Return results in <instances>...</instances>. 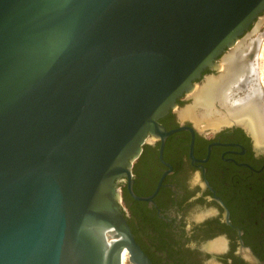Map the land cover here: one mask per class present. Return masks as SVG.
<instances>
[{
  "label": "water",
  "instance_id": "obj_1",
  "mask_svg": "<svg viewBox=\"0 0 264 264\" xmlns=\"http://www.w3.org/2000/svg\"><path fill=\"white\" fill-rule=\"evenodd\" d=\"M263 14L264 0H0V264L124 250L152 264L119 184L149 200L132 192L143 145Z\"/></svg>",
  "mask_w": 264,
  "mask_h": 264
},
{
  "label": "flooded vegetation",
  "instance_id": "obj_2",
  "mask_svg": "<svg viewBox=\"0 0 264 264\" xmlns=\"http://www.w3.org/2000/svg\"><path fill=\"white\" fill-rule=\"evenodd\" d=\"M158 123L170 134L149 136L132 166V192L149 200L119 184L121 210L151 263L264 264V145L245 125L201 129L176 112Z\"/></svg>",
  "mask_w": 264,
  "mask_h": 264
},
{
  "label": "bare ground",
  "instance_id": "obj_3",
  "mask_svg": "<svg viewBox=\"0 0 264 264\" xmlns=\"http://www.w3.org/2000/svg\"><path fill=\"white\" fill-rule=\"evenodd\" d=\"M260 25L261 22L256 29ZM248 33L246 38L240 40L232 51L228 52L222 59L219 66L222 71L221 74L214 78L207 77L204 84L195 86L190 95L193 104L179 110L178 116L181 119L192 120L199 125L198 127L201 125V129L209 127L217 130L221 126L232 123L245 125L253 131L258 144L264 145V107L261 104L264 93L259 90L261 87L257 83L251 90L248 86L249 91L245 89L247 91L246 93L243 91L245 93L243 97L236 94L241 85L252 84V81H249V75L257 67V62L253 61L257 58H255V52H258L255 46L256 42H248L247 39L250 37V33ZM251 52L253 53L251 54ZM239 93L241 92L239 91ZM219 247L221 246L216 245L212 249L219 250ZM122 264H128V256L125 250L122 254Z\"/></svg>",
  "mask_w": 264,
  "mask_h": 264
},
{
  "label": "rangeland",
  "instance_id": "obj_4",
  "mask_svg": "<svg viewBox=\"0 0 264 264\" xmlns=\"http://www.w3.org/2000/svg\"><path fill=\"white\" fill-rule=\"evenodd\" d=\"M262 20V21H261ZM261 22V25H260V27H258V29H256V27H257V25L259 24ZM255 31V32H254ZM250 37L247 39L248 40V42H253L254 41V43L256 42V44H255V46L257 47V50H258V52L256 51L255 52V58H256V60H253L254 62L256 61L257 63H256V66L257 67H255L253 70H255L254 72H252V74L250 73V75H249V81H252V84L251 83H248V84H250V85H247V83L245 84V86H243V85H241V87L240 88H238L237 89V95H239L240 97H243L244 96V94L246 93V91L248 90L249 91V89L251 90V88L254 86V85H257V83H258V85L262 88H259V90L262 92V93H264V14L260 17V21H256V23L251 27V29H250ZM248 33V34H249ZM254 33V34H253ZM246 38V37H245ZM258 38V39H257ZM261 40V41H260ZM259 43V44H258ZM258 45V46H257ZM260 47V48H259ZM253 52H251V54H252ZM258 53V54H257ZM256 54H257V56H256ZM254 58V59H255ZM258 58H259V60H258ZM258 60V61H257ZM259 70V71H258ZM259 73V74H258ZM207 75V74H206ZM215 77H217V76H219V75H217V74H213ZM253 77V78H252ZM251 78H252V80H251ZM256 78V79H255ZM260 78V79H259ZM256 80H258V81H256ZM203 82V83H202ZM204 82H206V81H200V82H198L197 84H204ZM255 82V83H254ZM248 86H249V89H248ZM240 89V90H239ZM242 89V90H241ZM245 89H247V90H245ZM239 91L241 92V93H239ZM243 91H245V93H243ZM242 94V95H241ZM262 98H263V100H264V94H262ZM262 100V101H263ZM262 101H261V104H262V106L264 107V105H263V103H262ZM193 104V103H192ZM191 104V102L190 101H188L187 103H186V105H192ZM203 126V125H202Z\"/></svg>",
  "mask_w": 264,
  "mask_h": 264
},
{
  "label": "trees",
  "instance_id": "obj_5",
  "mask_svg": "<svg viewBox=\"0 0 264 264\" xmlns=\"http://www.w3.org/2000/svg\"><path fill=\"white\" fill-rule=\"evenodd\" d=\"M132 234H134V231H133V233ZM134 236V235H133ZM134 239H135V241L137 242V240H136V238H135V236H134ZM137 244H138V242H137Z\"/></svg>",
  "mask_w": 264,
  "mask_h": 264
}]
</instances>
